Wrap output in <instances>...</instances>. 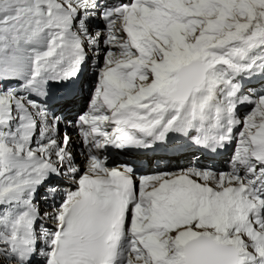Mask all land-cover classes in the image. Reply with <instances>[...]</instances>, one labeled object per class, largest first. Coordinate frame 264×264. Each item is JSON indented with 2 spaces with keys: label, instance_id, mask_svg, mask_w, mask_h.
I'll use <instances>...</instances> for the list:
<instances>
[{
  "label": "snow or ice",
  "instance_id": "6c2138e0",
  "mask_svg": "<svg viewBox=\"0 0 264 264\" xmlns=\"http://www.w3.org/2000/svg\"><path fill=\"white\" fill-rule=\"evenodd\" d=\"M0 264H264V0H0Z\"/></svg>",
  "mask_w": 264,
  "mask_h": 264
},
{
  "label": "bare ground",
  "instance_id": "6f19581e",
  "mask_svg": "<svg viewBox=\"0 0 264 264\" xmlns=\"http://www.w3.org/2000/svg\"><path fill=\"white\" fill-rule=\"evenodd\" d=\"M142 159L147 161V162H149V161L152 162L153 161V157L150 154H142ZM173 167H175V166H173ZM154 168L155 167H151V168L149 167V168L145 169L144 172L147 173V172L151 171V169H154Z\"/></svg>",
  "mask_w": 264,
  "mask_h": 264
}]
</instances>
